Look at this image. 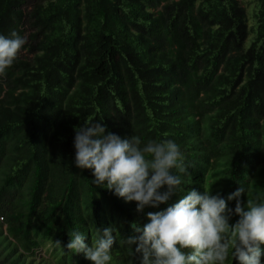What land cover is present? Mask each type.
<instances>
[{"label": "trees", "instance_id": "obj_1", "mask_svg": "<svg viewBox=\"0 0 264 264\" xmlns=\"http://www.w3.org/2000/svg\"><path fill=\"white\" fill-rule=\"evenodd\" d=\"M259 1L251 27L239 0H0V34L27 41L0 75V264H92L67 249L69 234L90 245L105 227L111 264H139L125 239L191 188L264 199ZM92 120L122 139L175 141L184 193L138 212L95 184L73 146Z\"/></svg>", "mask_w": 264, "mask_h": 264}, {"label": "clouds", "instance_id": "obj_2", "mask_svg": "<svg viewBox=\"0 0 264 264\" xmlns=\"http://www.w3.org/2000/svg\"><path fill=\"white\" fill-rule=\"evenodd\" d=\"M26 42L15 31L0 34V75L14 64ZM73 146L75 166L91 170L95 184L125 202H135L138 212L158 209L183 192L182 176L174 170L185 171L184 156L171 139H122L92 120L75 129ZM210 185L203 192L191 188L171 206L147 212V223L134 227L137 234L125 239L127 255L139 254V264H264V199L247 198L242 205L243 186L225 199L210 194ZM233 200L234 209L228 205ZM233 215L238 216L234 224L229 223ZM114 231L98 229L90 245L82 232L74 231L66 247L92 264H111Z\"/></svg>", "mask_w": 264, "mask_h": 264}, {"label": "rangeland", "instance_id": "obj_3", "mask_svg": "<svg viewBox=\"0 0 264 264\" xmlns=\"http://www.w3.org/2000/svg\"><path fill=\"white\" fill-rule=\"evenodd\" d=\"M241 5L245 8L247 13V26H256L257 17L255 16L258 11L260 1L259 0H239ZM254 38V32L249 34L246 39V46L249 45L250 41ZM41 257V254L39 255ZM40 259V258H39Z\"/></svg>", "mask_w": 264, "mask_h": 264}]
</instances>
